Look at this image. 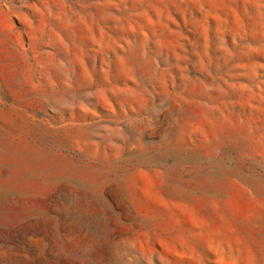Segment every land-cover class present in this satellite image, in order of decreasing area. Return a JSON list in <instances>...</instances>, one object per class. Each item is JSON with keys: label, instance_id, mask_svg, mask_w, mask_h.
<instances>
[{"label": "rangeland", "instance_id": "obj_1", "mask_svg": "<svg viewBox=\"0 0 264 264\" xmlns=\"http://www.w3.org/2000/svg\"><path fill=\"white\" fill-rule=\"evenodd\" d=\"M0 264H264V0H0Z\"/></svg>", "mask_w": 264, "mask_h": 264}]
</instances>
